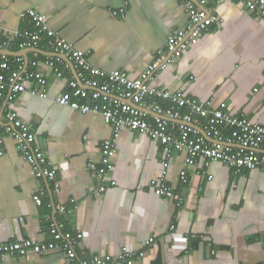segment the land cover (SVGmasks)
<instances>
[{
    "label": "crops",
    "instance_id": "0c3cea01",
    "mask_svg": "<svg viewBox=\"0 0 264 264\" xmlns=\"http://www.w3.org/2000/svg\"><path fill=\"white\" fill-rule=\"evenodd\" d=\"M208 6L218 23L172 65L159 69L150 85L211 109L224 103L230 114L264 126V21L253 20L237 0H209ZM28 9L87 53L91 65L125 72L131 80L165 54L170 33L188 22L181 0H0L1 44L11 32L33 29L19 17ZM45 41L41 53L20 50L18 41L1 50L13 54L4 55L8 64L41 73L45 84L28 83L10 103L8 83L0 90V244L47 243L49 225L60 222L64 233L81 235L75 244L79 258H117L128 250L144 252L133 264H264V167L234 173L223 163L203 160L186 167V153L166 154L159 143L124 128L107 177L99 180L88 165L101 170V146L112 138V127L98 114L55 103L75 75L66 62L62 77L54 75L46 65ZM43 91L46 98L40 97ZM8 112L31 126L56 170L53 180L35 174L18 152L5 132ZM152 181L180 195V206L157 196ZM60 206L73 213L62 216ZM0 264H67V258L56 249Z\"/></svg>",
    "mask_w": 264,
    "mask_h": 264
},
{
    "label": "built area",
    "instance_id": "2783aa9c",
    "mask_svg": "<svg viewBox=\"0 0 264 264\" xmlns=\"http://www.w3.org/2000/svg\"><path fill=\"white\" fill-rule=\"evenodd\" d=\"M188 16L187 24L176 29L167 38L165 54L161 53L136 79H129L122 71L106 72L89 63L87 53L75 49L59 35L48 29L45 18L36 10L28 9L19 17L27 18L32 30L14 31L4 37L0 51L5 46H11L18 41V47L23 49H39L45 41L48 52L55 56L46 58V65L57 78L62 77L61 66L64 57L70 62L75 71V80L68 84V92L58 96L55 103L82 113L100 115L104 122L110 124L113 136L103 142L101 146V170L94 164L88 168L95 172L99 180L107 177L111 159L116 154L115 142L121 129L137 132L159 143L166 154L172 151L184 152L187 157L184 166H194L199 160L206 164L220 162L231 168L234 173L242 169L255 170L264 167V126L253 123L244 116H234L227 112L226 104L222 103L218 109H211L196 100L183 98L179 93H170L153 87L150 82L159 69H165L177 60L182 52L199 40L203 34L210 31L218 18L208 6L209 0H181ZM245 12L255 21H264V0H237ZM209 7V8H208ZM8 60L0 56V90L7 82L9 94L7 102H11L16 95L25 92L28 83L44 86V76L28 70L22 64L16 70L9 72ZM41 98H46L43 91ZM76 99L84 102H76ZM2 96L0 95V103ZM160 102L167 106L162 107ZM2 112L0 107V113ZM6 120L10 127L5 132L16 142V148L24 161L35 174L44 179L53 180L56 170L47 160L44 152L37 144L30 125L22 122L16 114L8 112ZM203 132V134L201 133ZM210 138V139H208ZM185 178V172H181ZM114 186V181L109 180ZM151 186L159 197L183 202V198L172 189L159 182L152 181ZM100 187L99 192H104ZM34 203L41 205L40 194L34 197ZM62 216H70L73 210L65 206L58 208ZM64 225L53 222L49 225L50 241L36 243L31 240L14 241L0 244V262L12 257H24L28 254H44L56 249L61 250L67 258V264H133L144 256V252L123 250L117 257L109 255H90L79 258L75 244L81 235L74 237L63 232ZM171 228H174L172 226ZM154 238H149L145 245L149 247Z\"/></svg>",
    "mask_w": 264,
    "mask_h": 264
},
{
    "label": "water",
    "instance_id": "95a60500",
    "mask_svg": "<svg viewBox=\"0 0 264 264\" xmlns=\"http://www.w3.org/2000/svg\"><path fill=\"white\" fill-rule=\"evenodd\" d=\"M32 51H34L35 53H41V51H39L38 49H32ZM0 53L3 54V55H13L10 52H6V51H0ZM44 54L47 55V56H51V57L55 56L54 54H51V53H44ZM61 58H62V60H64V62H66L70 66L72 72L76 76L72 64L70 62H68L64 57H61ZM201 133L203 134V132H201ZM208 139H210V138H208Z\"/></svg>",
    "mask_w": 264,
    "mask_h": 264
},
{
    "label": "trees",
    "instance_id": "16d2710c",
    "mask_svg": "<svg viewBox=\"0 0 264 264\" xmlns=\"http://www.w3.org/2000/svg\"><path fill=\"white\" fill-rule=\"evenodd\" d=\"M43 43H44V42H43ZM44 45H45V44H43L42 47H46V46H44ZM42 47H41V48H42ZM14 49H15V48H14ZM18 66H19V64H9V72H11V71H13V70H16V69L18 68ZM9 72L4 73L6 78H7L8 74H9ZM160 105H161L162 107H166V106H167L164 102H160Z\"/></svg>",
    "mask_w": 264,
    "mask_h": 264
}]
</instances>
